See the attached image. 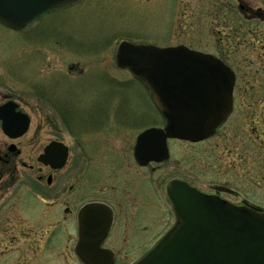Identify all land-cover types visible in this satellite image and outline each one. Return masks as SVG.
Returning <instances> with one entry per match:
<instances>
[{"label":"rangeland","instance_id":"1","mask_svg":"<svg viewBox=\"0 0 264 264\" xmlns=\"http://www.w3.org/2000/svg\"><path fill=\"white\" fill-rule=\"evenodd\" d=\"M239 4L264 10V0H81L41 15L23 31L0 24V101L8 94L18 99L31 117L28 136L37 132L41 146L63 131L62 140L73 148V163L80 151L77 143H81L87 184L99 178L100 186L123 185L118 186L122 189L127 184L133 192L137 185L143 189L140 193H149L151 205L144 209V219L158 214L159 221L145 231V237L132 239L137 247L145 238L150 247L172 222L165 184L173 176L188 178L207 191L216 181L242 179L238 187L242 198H255L252 201L264 207V143L260 138L262 145H254L250 140L256 143V133L250 125L247 129L239 125L241 119L250 123L253 112L249 108L235 110L229 130L226 126L204 142L171 140V158L152 171L150 166L136 164L133 146L144 128L162 126V119L143 83L127 69L118 68L115 61L122 40L159 46L185 44L211 53L230 49L233 64L240 52L255 61L264 56V21L246 19L251 11L241 10ZM261 62L254 63L261 68ZM243 81L247 84L248 79ZM261 82L264 88V77ZM248 84L247 95L251 92L253 99L256 89ZM257 93L262 95L264 90ZM64 114L70 121L69 130L60 120ZM186 159L189 163H183ZM140 178L148 183L142 181L140 186ZM63 224L68 227L70 223ZM118 235L115 227L111 243L126 248L123 234ZM73 245L71 234L63 244L59 239L45 264H81ZM138 252L140 248L124 259L134 260Z\"/></svg>","mask_w":264,"mask_h":264},{"label":"water","instance_id":"2","mask_svg":"<svg viewBox=\"0 0 264 264\" xmlns=\"http://www.w3.org/2000/svg\"><path fill=\"white\" fill-rule=\"evenodd\" d=\"M75 1L0 0V22L22 29L46 9ZM115 58L119 67L129 68L146 85L167 121L164 129L149 128L139 135L135 154L140 163L165 158L167 136L190 140L210 136L231 110L233 72L212 54L182 44L160 47L122 41ZM0 117L7 131L16 129L22 119L19 132L11 135L25 132L30 121L27 114L15 111L11 101L0 106ZM59 145L53 142L46 150L50 153ZM59 151L58 165H62L67 152ZM178 189L176 182L168 187L176 223L134 264H264L263 212L237 207L194 188L184 186L182 193H176ZM96 207L88 205L84 210L94 213ZM82 242L80 257L85 264H112L98 242L89 243L85 236Z\"/></svg>","mask_w":264,"mask_h":264},{"label":"flooded vegetation","instance_id":"3","mask_svg":"<svg viewBox=\"0 0 264 264\" xmlns=\"http://www.w3.org/2000/svg\"><path fill=\"white\" fill-rule=\"evenodd\" d=\"M239 7L241 10L251 11L250 14L249 12L246 14V19L258 17L264 21V10L261 6L255 10H251L248 5L245 8V4H239ZM256 37L259 38L258 34ZM226 39L228 40L227 37ZM219 52H215V54L231 67L235 78L232 110L220 129L231 123L230 120L235 110L237 111L241 107L249 108L253 112L250 116L252 117L250 123L241 119L239 125L245 126L246 129L247 125H250L252 131L256 133L254 139H257L256 143L252 141L253 139L250 141L259 147L262 145L259 141L260 138L264 143V94L258 95L257 92L260 89L264 90L261 87L263 85L261 78L264 77V56L260 55L255 60L257 62L262 61V67L260 68L258 65L256 66L255 61L247 59L241 52V55L235 56L238 61L236 64L231 62L232 50L220 49ZM244 78L248 79L247 84L243 81ZM248 83H250L251 88L256 89L253 99H251V92L250 96L247 95L250 88L245 86L249 85ZM8 100L18 102V99L8 94L0 101V104ZM261 108H263V113L260 110ZM17 109L23 110L20 103ZM65 112H69V110H65ZM67 118V115H65V118L60 120L65 129L69 130L70 126L68 127V124L70 121ZM238 122L239 116L237 115L236 125H238ZM29 130L30 127L23 134L12 136L4 131L0 119V264H35L37 260H41L45 264L50 260L49 251L56 246L59 239L63 244L67 234L73 236L74 245L72 248L81 264L83 263L79 259L77 251L80 235L82 238L83 236L88 238L89 243L98 242L100 252L114 256V264H131L132 260L124 259V256H130L128 253L134 249L140 248L138 256L145 253L148 249L147 239L145 238L140 247L133 245L132 239L134 237H145V231L149 230L152 224L157 225L156 223L159 221L157 219L158 214H155L154 219L150 217L147 220L144 219L146 213L144 209L151 205L148 202L149 193L146 191L140 193L142 188H138L137 185L133 192L126 186L127 184L122 189L119 187L123 185L104 183L100 186L98 185L99 178L96 180L91 179L94 184H87L88 180L85 179L83 172V160L86 153L81 143H77L80 151H77L76 160L73 163L71 156L73 148L62 140L64 138L63 131H55L56 134L41 146L39 134L36 132L28 136ZM228 130L229 127L227 126L226 131ZM228 136L229 134L226 133L225 137ZM53 140L63 142L69 151L66 163L60 168L53 166V164H57L58 159L56 156L60 155V149L57 147L52 149L50 153L51 156H55L54 160L50 158L53 162L45 163L40 159L45 147ZM181 141L196 144V142L188 140ZM59 148L61 147L59 146ZM166 161L150 162L146 166H141L135 160L137 165L144 168L150 166L152 171L157 166H162V163ZM177 161L180 162L179 159ZM183 163H189V160L186 159ZM253 177L256 180L255 175ZM144 178H140L141 182L139 179V184L142 181L144 184V181H146ZM175 178L195 186L188 178L183 179L174 176L169 178L165 184V199L168 204L170 200L166 192L167 184ZM241 181L243 180L223 179L212 183L209 191H203L231 201L236 205L259 207L264 210L263 205L252 201L255 198L248 196L242 198V191L238 190ZM146 182L148 183V180ZM217 185L222 186V189H216L215 186ZM156 189L159 193L157 187ZM255 190L257 189L255 188ZM151 192L155 197L154 192ZM91 203L99 204L96 207L97 210L94 213L84 211L85 206ZM154 205L155 207L158 206V204ZM159 206L163 207L162 205ZM155 210L157 209L155 208ZM110 214H112L111 224L108 231L106 230L107 233L103 234L105 233L103 226L107 224ZM90 219L95 220L97 223L95 222L94 226L88 225ZM66 221L70 223L68 227L63 224ZM115 227L118 228L119 235L123 234L126 248L123 247L124 244L114 245L111 243ZM93 251L97 254L100 253L96 250Z\"/></svg>","mask_w":264,"mask_h":264}]
</instances>
